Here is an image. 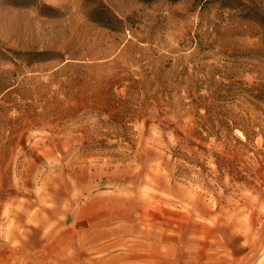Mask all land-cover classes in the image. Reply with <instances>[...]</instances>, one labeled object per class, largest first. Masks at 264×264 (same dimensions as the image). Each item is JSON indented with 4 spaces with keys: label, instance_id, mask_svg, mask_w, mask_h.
Masks as SVG:
<instances>
[{
    "label": "rangeland",
    "instance_id": "374dc122",
    "mask_svg": "<svg viewBox=\"0 0 264 264\" xmlns=\"http://www.w3.org/2000/svg\"><path fill=\"white\" fill-rule=\"evenodd\" d=\"M264 264V0H0V264Z\"/></svg>",
    "mask_w": 264,
    "mask_h": 264
},
{
    "label": "crops",
    "instance_id": "0c3cea01",
    "mask_svg": "<svg viewBox=\"0 0 264 264\" xmlns=\"http://www.w3.org/2000/svg\"><path fill=\"white\" fill-rule=\"evenodd\" d=\"M121 258L120 257H113L111 259L103 260L100 264H120ZM130 264V263H128Z\"/></svg>",
    "mask_w": 264,
    "mask_h": 264
}]
</instances>
